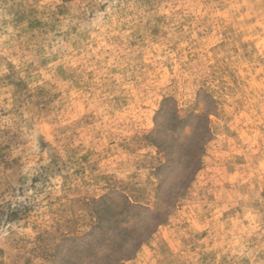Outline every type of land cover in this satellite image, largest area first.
<instances>
[{
    "label": "rangeland",
    "instance_id": "rangeland-1",
    "mask_svg": "<svg viewBox=\"0 0 264 264\" xmlns=\"http://www.w3.org/2000/svg\"><path fill=\"white\" fill-rule=\"evenodd\" d=\"M0 264H264V0H0Z\"/></svg>",
    "mask_w": 264,
    "mask_h": 264
}]
</instances>
